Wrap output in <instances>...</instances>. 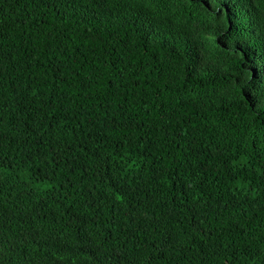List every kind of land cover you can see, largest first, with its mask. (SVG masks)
<instances>
[{
	"label": "trees",
	"instance_id": "trees-1",
	"mask_svg": "<svg viewBox=\"0 0 264 264\" xmlns=\"http://www.w3.org/2000/svg\"><path fill=\"white\" fill-rule=\"evenodd\" d=\"M0 264H264V0H0Z\"/></svg>",
	"mask_w": 264,
	"mask_h": 264
}]
</instances>
